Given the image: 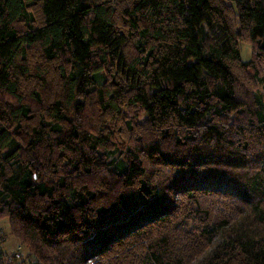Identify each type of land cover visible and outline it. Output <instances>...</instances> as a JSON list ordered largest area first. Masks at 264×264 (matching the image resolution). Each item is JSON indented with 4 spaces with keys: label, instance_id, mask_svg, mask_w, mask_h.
<instances>
[{
    "label": "trees",
    "instance_id": "1",
    "mask_svg": "<svg viewBox=\"0 0 264 264\" xmlns=\"http://www.w3.org/2000/svg\"><path fill=\"white\" fill-rule=\"evenodd\" d=\"M4 217L40 264H264V0H0Z\"/></svg>",
    "mask_w": 264,
    "mask_h": 264
},
{
    "label": "rangeland",
    "instance_id": "2",
    "mask_svg": "<svg viewBox=\"0 0 264 264\" xmlns=\"http://www.w3.org/2000/svg\"><path fill=\"white\" fill-rule=\"evenodd\" d=\"M240 50L242 60L247 61L251 58L252 48L248 42H240ZM0 234L6 239L4 247L6 250L16 249L18 246H22L23 254L29 255V247L20 242V240L14 235L8 217L0 218ZM27 260L29 261V259Z\"/></svg>",
    "mask_w": 264,
    "mask_h": 264
},
{
    "label": "built area",
    "instance_id": "3",
    "mask_svg": "<svg viewBox=\"0 0 264 264\" xmlns=\"http://www.w3.org/2000/svg\"><path fill=\"white\" fill-rule=\"evenodd\" d=\"M6 239L0 234V264H40L36 256L31 252L23 254L22 246H18L16 249L6 250L4 248ZM27 258H26V257ZM29 259V261L27 260Z\"/></svg>",
    "mask_w": 264,
    "mask_h": 264
},
{
    "label": "bare ground",
    "instance_id": "4",
    "mask_svg": "<svg viewBox=\"0 0 264 264\" xmlns=\"http://www.w3.org/2000/svg\"><path fill=\"white\" fill-rule=\"evenodd\" d=\"M3 228V227H2ZM3 234V233H2ZM3 236H4V234H3Z\"/></svg>",
    "mask_w": 264,
    "mask_h": 264
},
{
    "label": "crops",
    "instance_id": "5",
    "mask_svg": "<svg viewBox=\"0 0 264 264\" xmlns=\"http://www.w3.org/2000/svg\"><path fill=\"white\" fill-rule=\"evenodd\" d=\"M4 247H5V245H4Z\"/></svg>",
    "mask_w": 264,
    "mask_h": 264
}]
</instances>
